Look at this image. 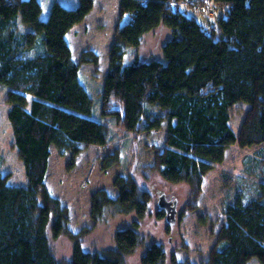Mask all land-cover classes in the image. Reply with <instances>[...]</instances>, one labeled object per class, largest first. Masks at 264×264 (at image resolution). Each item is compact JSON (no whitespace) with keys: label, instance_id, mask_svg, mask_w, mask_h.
<instances>
[{"label":"trees","instance_id":"1","mask_svg":"<svg viewBox=\"0 0 264 264\" xmlns=\"http://www.w3.org/2000/svg\"><path fill=\"white\" fill-rule=\"evenodd\" d=\"M96 1L79 0L74 8L55 1L43 19L38 0H0V84L7 86V120L27 178L15 185L10 172H0V264H124L125 256L145 244L137 227L152 195L140 188L131 169L113 179L115 196L105 188L90 194L89 217L95 224L107 214L136 217L131 227L116 230L113 246L100 251L83 249L90 228L70 231L68 206L45 185L53 149L68 155L65 166L71 170L79 153L115 139L108 124L90 117L93 99L79 77L80 65H97L100 55L91 47L75 59L67 38ZM178 1L186 0H119L100 114L133 133L159 130L165 122L154 166L162 179L186 182L198 193L228 146L264 143V0H203L214 8L211 20L203 15L205 22H199L197 12L182 10ZM159 26L170 30L162 59L136 56L123 64L126 46H140L143 36ZM237 102L248 109L235 132L229 109ZM122 154L115 145L101 159L100 170L119 165ZM139 170L147 180V166ZM258 189L252 198L224 207L206 259L192 263L172 253L169 264H247L253 257L264 264V182ZM164 215L162 209L154 214L157 219ZM48 231L72 242L66 262L53 254ZM144 248L141 264L166 263L161 243Z\"/></svg>","mask_w":264,"mask_h":264},{"label":"rangeland","instance_id":"2","mask_svg":"<svg viewBox=\"0 0 264 264\" xmlns=\"http://www.w3.org/2000/svg\"><path fill=\"white\" fill-rule=\"evenodd\" d=\"M55 1H59L66 7L74 8L79 5V0H38L42 6L41 17L43 19L46 18L51 4ZM115 2L116 0H104L101 6L96 4L81 21L78 31L69 29L67 38L75 59L79 58L82 49L91 47L100 55L97 65H80L79 77L81 83L86 85L90 98L93 99V113L90 117L108 124L107 127L113 138H115L109 147L116 145L122 149V160L126 165L125 168L128 169V172L132 170L134 175L137 173L136 177L140 188H146L152 195L149 210L137 227V231L145 239V244L136 249L133 254L125 256L124 264H141L140 258L145 252L144 247L155 242L161 243L166 251L167 261L165 264H169L168 256L172 253H175L177 259H188L192 263H199L201 260L206 259L216 239V233L225 218L224 207L237 198L243 200L252 198L258 193L260 184L264 182V143L250 145L249 147H238L236 144L228 146L224 160L215 164L212 170L203 177L201 190L198 193L191 191L186 182L172 184L162 179L154 166V152L162 146L166 132L165 122L162 123L159 130H151L149 133H133L120 129L119 126L114 125V120H110V117H102L100 114L101 84L108 66L107 50L116 40L115 26L119 18ZM211 5H207V9H211L213 7ZM179 7L182 10L184 9L181 5ZM189 9L190 7L187 10L188 13L190 12ZM197 14L196 17L200 21L203 18L202 13ZM125 17L126 14L121 17V21ZM169 36L170 30L164 26L157 28V31L153 33H147L141 40L140 46L135 48L126 46L122 59L123 64L131 62L136 56L146 60L148 58L162 59L161 47ZM6 90L7 86L4 87L0 84V172H10V183L21 185L25 183L27 178L25 177L22 160L18 157L17 150L13 146V135L6 113L9 108L8 103L5 102ZM247 109L248 105L242 102H237L230 107V125L235 132H238ZM96 150L97 148H91L89 151L92 153ZM54 155L55 158H59L56 154ZM142 165L147 166V180L143 177L144 173L139 170ZM65 170L69 172L72 169L67 170L65 166ZM91 172L90 187L88 188V177L83 178L80 183L82 190L88 188L85 195L89 191H93L98 185V175ZM53 174L54 169L51 168L49 176H47V183L51 188L62 189L61 184L59 186L56 184V177ZM76 185L74 182H69V185H66L62 190L64 191V197L70 191L74 192ZM82 193L79 190L77 191V195ZM160 193L177 199L176 222L172 225L166 223L165 217L157 219L154 216L155 211L159 209L157 199ZM60 197L62 198L61 195ZM103 219L97 224L94 222L88 224L90 231L83 238V249L85 251H100L102 248L111 247L115 243L113 237L116 230L122 229V227H131L136 217L134 213L121 216L107 214ZM166 225L169 227L168 230ZM48 236L50 247L56 259L66 262L71 256L72 250V242H70L68 236L62 234L53 238L49 231ZM247 264L262 263L257 257H253L248 260Z\"/></svg>","mask_w":264,"mask_h":264},{"label":"crops","instance_id":"3","mask_svg":"<svg viewBox=\"0 0 264 264\" xmlns=\"http://www.w3.org/2000/svg\"><path fill=\"white\" fill-rule=\"evenodd\" d=\"M104 0H98L95 2L94 6L96 4L102 5ZM119 0H116V9L118 6ZM93 6V8H94ZM180 6V5H179ZM185 9L186 7L183 6ZM192 12V8L189 9ZM206 16V15H205ZM203 18L200 19V21H204V16L202 15ZM119 19V18H118ZM212 19V18H211ZM210 19V20H211ZM121 20V19H120ZM199 21V22H200ZM119 22V20H118ZM116 22V24L118 23ZM80 23L79 24L73 25L71 27L72 31H78L80 28ZM79 25V26H78ZM77 26V27H75ZM161 27V26H159ZM157 27V28H159ZM154 31H157V29L152 30L149 33H153ZM69 32V31H68ZM146 33V34H147ZM146 34L143 36V38L146 36ZM68 36V34H67ZM142 38V39H143ZM93 48V47H92ZM83 50V49H82ZM75 56V55H74ZM80 56V55H79ZM78 56V57H79ZM110 144H107V146H91L85 151L79 153V155L76 158V163H75V168H73L71 171L67 172L65 170V163L68 161V155H64L63 157L58 155L55 151V153L52 151V156L49 160V169L48 172L46 173V178H45V185L46 187L51 191V193L59 197L61 199V202L63 205H67L69 209V229L71 231L77 232L78 229L87 226L88 224H93V221L90 219L89 214H90V194L94 191L97 190L98 188H105L111 196H115L117 191L114 188L112 184L113 179L118 175L119 171H124L126 168V165L123 163V160L120 161L119 165H114L109 167L105 171H100V161L107 154V152L111 151L114 147L112 146L111 148L109 147ZM91 148H97L96 151H93L92 153L89 151ZM53 149V147H52ZM88 153V154H86ZM54 154H56L59 158H55ZM92 154V155H90ZM54 159V162H53ZM56 159V161H55ZM54 169V176L56 177V184L59 186L61 184V188L59 190H56L55 188H51L50 185L47 183L49 172L50 169ZM95 172V175H98V185L96 186L95 183V188L93 191H89L87 195H85L87 189L90 187V183L92 181V177L90 175V172ZM57 172V173H56ZM59 172V173H58ZM67 172V173H66ZM91 172V173H92ZM88 177L89 179V186L87 189L82 190L80 187V183L82 182L83 178ZM87 181V180H86ZM69 182H74L76 183V189L74 192H69L68 194L65 195L64 197V188L66 185H69ZM86 183V182H85ZM83 192L80 195H77V191ZM62 196V198L60 197ZM122 215V214H121ZM120 216V215H117ZM105 217V216H104ZM113 246V245H112Z\"/></svg>","mask_w":264,"mask_h":264},{"label":"water","instance_id":"4","mask_svg":"<svg viewBox=\"0 0 264 264\" xmlns=\"http://www.w3.org/2000/svg\"><path fill=\"white\" fill-rule=\"evenodd\" d=\"M157 205L159 209L164 210L166 223L169 225L174 224L177 216V199L168 198L166 194L160 193L157 199Z\"/></svg>","mask_w":264,"mask_h":264},{"label":"built area","instance_id":"5","mask_svg":"<svg viewBox=\"0 0 264 264\" xmlns=\"http://www.w3.org/2000/svg\"><path fill=\"white\" fill-rule=\"evenodd\" d=\"M177 3L187 7L191 6L195 12L199 14L200 13L207 14V16L209 17H211L214 13L212 9H207V5L203 3V0H186L184 2L178 1Z\"/></svg>","mask_w":264,"mask_h":264},{"label":"clouds","instance_id":"6","mask_svg":"<svg viewBox=\"0 0 264 264\" xmlns=\"http://www.w3.org/2000/svg\"><path fill=\"white\" fill-rule=\"evenodd\" d=\"M180 5V4H179ZM181 6H184V5H181ZM186 7V9L188 10V8L190 7V8H192L191 6H189V7H187V6H185ZM213 11H214V8H211ZM192 12H194L195 13V11H194V9L192 8ZM201 15H206L207 16V14H201ZM209 19H211L213 16H211V17H209V16H207ZM205 21V20H204ZM75 57V56H74Z\"/></svg>","mask_w":264,"mask_h":264},{"label":"flooded vegetation","instance_id":"7","mask_svg":"<svg viewBox=\"0 0 264 264\" xmlns=\"http://www.w3.org/2000/svg\"><path fill=\"white\" fill-rule=\"evenodd\" d=\"M168 198H173L172 196L168 197ZM175 199V198H174ZM178 206V205H177Z\"/></svg>","mask_w":264,"mask_h":264}]
</instances>
